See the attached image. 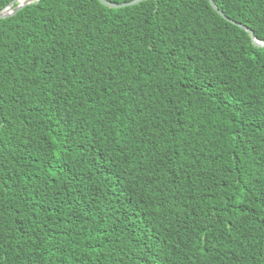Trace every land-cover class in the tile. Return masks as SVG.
<instances>
[{"label": "trees", "instance_id": "1", "mask_svg": "<svg viewBox=\"0 0 264 264\" xmlns=\"http://www.w3.org/2000/svg\"><path fill=\"white\" fill-rule=\"evenodd\" d=\"M0 264H264V47L209 0L0 19Z\"/></svg>", "mask_w": 264, "mask_h": 264}, {"label": "water", "instance_id": "2", "mask_svg": "<svg viewBox=\"0 0 264 264\" xmlns=\"http://www.w3.org/2000/svg\"><path fill=\"white\" fill-rule=\"evenodd\" d=\"M40 0H14L12 1L8 6H6L4 9H2L0 11V19L9 17L14 15L15 13H17L20 9H22L23 7L33 4L35 2H38ZM101 3H103L104 5L110 7V8H121V7H125V6H130L136 3H139L140 1L143 0H132V1H128V2H123V3H115L109 0H99ZM210 4L212 5V7L219 13L221 14L225 19L231 21L232 23L242 27L244 30H246L248 33H250V35L252 36V40L253 43L257 46V47H264V41H260L258 40V38L256 37V35L254 34V32L247 26L243 25L242 23H239L233 19H231L230 17H228L227 15H225L215 4L214 0H209Z\"/></svg>", "mask_w": 264, "mask_h": 264}]
</instances>
